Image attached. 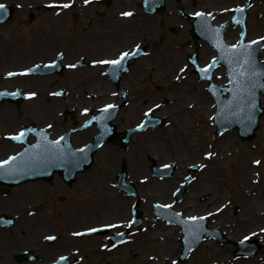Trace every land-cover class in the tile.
<instances>
[{"label":"flooded vegetation","instance_id":"af4514ba","mask_svg":"<svg viewBox=\"0 0 264 264\" xmlns=\"http://www.w3.org/2000/svg\"><path fill=\"white\" fill-rule=\"evenodd\" d=\"M180 7L193 17L180 16ZM212 9L206 0H170L166 11L156 15L140 14L124 33H115L111 38L101 37L97 44L68 48L65 60L69 65H77L68 69L69 78L83 82L82 95L76 96L80 105L70 106L69 116L59 117L58 107L53 106L44 112L38 98L37 118L46 120L47 126L51 125L49 130L54 138L70 127L92 121L89 126L72 133V143L76 148L92 141L99 129L98 121L105 134L114 132L121 142L126 139L124 131L143 124L149 115L156 112L168 118V130L188 128L191 125L186 120L188 107L196 102L198 96L194 83L202 81L194 73L180 71L187 66L192 69L188 56L195 51L201 64L208 63L214 56L215 51L210 44L203 39L194 40L190 32L194 13H211ZM226 35L234 37V32L227 31ZM136 45L140 46L139 50L143 49L141 54L128 62L125 59L119 68L93 63L116 59L120 52L135 51ZM173 53L177 54L176 58L172 57ZM127 63L128 69L123 73ZM217 73L218 70L214 77ZM204 88L209 94L206 85ZM109 104L116 107L102 111ZM84 109L89 111L85 113ZM98 115L103 118L96 122L92 118ZM152 130L148 127L145 134L148 136ZM140 157L136 133L127 146L111 141L100 147L92 166L79 172L71 184L56 173L50 182H28L0 195V215L19 216L15 227L0 228V264H123V248L130 243L135 231H131L125 242L121 237L112 236L122 231L123 224L132 222L136 198L122 191L120 178L126 172L128 181L136 185L140 176L151 174L155 178L152 169H140ZM207 171L199 170L197 173L205 174ZM203 178V175L195 177L197 187L201 182L211 184L207 185L210 189L217 187L213 171L211 176ZM95 196L98 198L94 199ZM209 198L207 195L204 200ZM118 200H125L129 210L127 214H117L116 204L111 207V202ZM152 215L156 217L154 212ZM109 223L119 227L108 228L107 234L93 237L73 235L79 225L102 227ZM49 236L56 239H46ZM61 256L68 259L61 261Z\"/></svg>","mask_w":264,"mask_h":264},{"label":"rangeland","instance_id":"374dc122","mask_svg":"<svg viewBox=\"0 0 264 264\" xmlns=\"http://www.w3.org/2000/svg\"><path fill=\"white\" fill-rule=\"evenodd\" d=\"M207 1L211 4L212 8H219V10H221L219 15L222 16L231 12L233 7L243 2V0ZM211 1H215L216 4ZM252 1L254 5L249 11L250 37H264V0ZM139 2L140 0H112L110 4L103 5L98 0H90L89 3L84 5L83 9L82 7L80 8L78 3H75L73 6L69 7L66 12L64 10L63 30L51 34L48 32L50 27L46 19L50 13L58 16L59 10H57V8L51 11L40 3H29L27 0H0V3L14 5L16 7L13 19L8 23L0 24V39L5 40L12 38L14 40V43L11 45H5L3 42L0 43V88L5 87L14 89L19 87L23 91H35L37 84L42 80H45L42 83L46 87L50 84L51 78H48L49 81L47 82L46 78L40 79L39 76L35 75L10 79L6 78L4 75L7 71L28 67L36 62L51 59V51L54 48H81L90 43L97 44L101 37L111 38L114 32L113 28L123 27L130 22L128 19L117 20L121 18L120 16H123L121 13H123L124 10L136 9ZM100 12L103 13L102 16L98 15ZM82 13L87 15L84 21H82ZM31 15L34 16L33 20H30ZM35 36L40 39L47 38L49 43H44L45 45H42V42L33 43L32 40ZM48 50H50V53ZM261 58L264 60V51L262 52ZM221 81L226 83L224 78H222ZM63 82L67 83L66 79H63L59 85L63 84ZM35 105L36 101L34 100L24 103L23 107L25 113L28 112V119L37 120L33 110ZM190 116L194 129L190 131V133L188 132V134L193 135L195 133V135L192 138L193 145L189 146V148L194 150L200 145L204 153L207 151L208 153H214L211 156L214 163L212 169L218 171L219 182L223 183L224 186L223 192L220 190V200L216 208L227 201L230 202L225 209L222 208L220 210L223 211L219 213V216L223 214H225V216L218 220L219 226H228L229 223L233 225L235 221L242 222L244 224L243 227L235 229V234H237V236L234 235V237L231 236L230 238L236 240L240 238L238 235L243 233L251 234L261 240L263 249L255 257L235 259L231 243L219 244L213 240V243L208 248L200 246L195 250L186 264H264V233L262 236H259L256 232L255 235L252 233L256 231L257 228L259 229L264 225V222L254 226L247 224V220L249 222L248 210L245 209L242 214L247 216L246 222H243L239 218L240 215L237 216L232 213L230 207L237 203L242 207H244V204L247 205L248 196L245 189L249 187V182H246L243 177L244 172L240 170V165L245 157L247 160L251 157L260 160L259 165H255L254 167L256 182L254 185H257L261 193H264V115L261 118L255 138L250 141L240 140L236 130L226 131L219 137H215L209 113L204 110L201 112L197 109V106L191 109ZM201 119L203 123H199ZM23 120L24 117L18 118L15 110H12L8 103L0 104V124L4 123L5 126H8L6 130L15 128L20 122H23ZM179 133L181 136V130H179ZM154 136L155 142L153 145H150V147L147 146V154L157 155L159 158L158 161L170 162L172 161L171 159H176L179 164H186L198 159V155H196L182 160L180 157L182 152H180L171 141L173 139L170 135L167 134L165 136L163 132L159 130L155 132ZM180 136H178V138H181ZM185 136L186 133L183 134L180 139L182 146L189 141V139L186 140L183 138ZM196 139H199V142H197ZM0 149H2V152L7 153L15 150V147L5 139L0 142ZM174 186L175 183L170 185L169 190ZM161 195L163 194L158 193L156 197H152V195L146 193V199L149 201L150 199L158 198L162 201H166L170 197H162ZM188 202L190 203H187L186 208L196 207L193 201L191 202L189 200ZM229 211L232 214H229ZM257 231L259 232V230ZM148 234V231L143 230L138 237H149ZM170 236L178 237V231L174 229L170 234H164L163 237H158L157 243L153 245V250L149 249L145 254L153 252V256L160 258L157 254L160 253L158 252V248L162 245L163 249L166 251L165 253L170 257L169 261L175 259L174 256L179 249V245L178 243L174 245L171 244ZM132 249L134 250L133 245L131 250ZM177 264L181 263L177 262Z\"/></svg>","mask_w":264,"mask_h":264},{"label":"snow or ice","instance_id":"6c2138e0","mask_svg":"<svg viewBox=\"0 0 264 264\" xmlns=\"http://www.w3.org/2000/svg\"><path fill=\"white\" fill-rule=\"evenodd\" d=\"M90 0H84V3H89ZM51 6H57V5H51ZM63 8H68L71 6L70 3H63L62 5H59ZM233 11H243L242 8H236ZM6 14L5 5L0 4V17H3ZM121 15L124 16H131V12H123ZM195 16L203 18L206 14L203 12H196L194 13ZM207 15H211L208 13ZM201 28L207 32H215L216 29L211 28V26L201 24ZM243 35V33H242ZM261 39H264L262 37ZM251 44H256L257 41H251ZM215 46L219 49L221 53V59L226 60V62L229 65V72L228 75L231 77V83L234 85L230 91L232 92V99L228 102L227 107V113L229 116L234 117L238 122L250 125L253 123L256 112L258 111V98L257 93L258 90L264 89V67H261L258 65L256 59H255V49H251L249 45L243 44L238 42L237 44L232 45H224L222 42L217 41L215 43ZM140 46L136 45V50L132 52H120L118 57L116 59L111 60H100V61H93V63H101L105 65H112L114 68H119V66L122 64V62L129 56L136 55L139 52ZM225 49H227V52H225ZM62 56V54H60ZM55 61H52L50 64L45 65L44 67H54ZM195 64V61H193ZM216 65V58L213 57V60L210 64H208L204 68H198L197 70L202 74L203 77L207 79H211V70ZM70 68H75L76 64H70L68 65ZM40 65H36L35 68H39ZM35 69L34 68H25L21 73H15V72H9L7 73L8 76H14V75H28L32 73ZM184 69H181V72H183ZM179 79V77H177ZM210 91L213 92L215 95V86H210ZM0 95H21L19 91L7 93V92H0ZM27 97H35V92H29L25 94ZM53 95H61L60 92L53 93ZM116 107L115 105H105L104 109L102 111L107 112L109 109ZM156 107H160V105H156ZM89 110L84 109V112L87 113ZM152 109H149V112H151ZM224 109H221V112H223ZM147 115V113H145ZM103 117H93L92 119H102ZM91 123V121H89ZM50 128L51 125H48ZM138 127L143 128L144 124L138 125ZM27 131H35V129H21L19 132L15 134L10 135V139L16 140V141H22L27 133ZM44 143L34 145L33 148L37 149V151L29 153L27 150L23 154H17L16 156H9L5 160H0V178H4L6 176H12L15 174L21 173L25 168H33V167H39V166H51L53 164L56 165H64L66 162L73 163L74 161L72 158L75 156V153L72 152H65L63 148L60 146V141L63 140V137H60L59 140H48L45 136ZM81 152H83V149H80ZM214 153H207V155L210 157ZM19 158V159H18ZM254 163L259 164L260 161H254ZM166 167H168L166 165ZM200 167H204V165H200ZM163 207H171V205H164ZM217 211H220V209H217ZM211 215V213H209ZM204 217H196L191 216L188 217V220L190 221H201ZM131 221L128 222L127 226H131ZM197 225H193V228H195ZM102 227L105 228H115L119 227V225L116 224H104ZM98 231L97 228L94 227H88L85 232H74L73 235L75 236H83L86 233L96 232ZM261 231H264V229H261ZM117 235H123V233H117ZM255 235V233H253ZM46 239L54 240L56 237L49 236L46 237ZM249 237L245 236L243 240L240 241L241 244L244 243L245 240H248ZM61 261H65L68 258L61 256L59 258ZM175 264V262H173Z\"/></svg>","mask_w":264,"mask_h":264},{"label":"bare ground","instance_id":"6f19581e","mask_svg":"<svg viewBox=\"0 0 264 264\" xmlns=\"http://www.w3.org/2000/svg\"><path fill=\"white\" fill-rule=\"evenodd\" d=\"M29 3H40L41 5L46 6L49 10L53 11L54 7H58L59 8V15H55V14H51L48 15L47 17V24L50 27V30L48 31L49 33L53 34V33H58L61 30H63V26H64V10L65 12L67 11L66 8L60 7L59 5H62L63 3H70L71 6H73L75 3H78V5L80 6V8L82 7V9L84 8V0H27ZM215 2V1H214ZM219 3V2H218ZM51 5H57V6H51ZM70 6V7H71ZM69 8V7H68ZM87 18V15L85 13H82V21H84ZM117 20H124V18H120ZM49 40L47 38H43L40 39L38 37H34V39L32 40L33 43H40L42 42V45H45L44 43H49ZM3 42L5 45H11L14 43V40L12 38L10 39H5V40H1L0 39V43ZM172 57L176 58L177 54L173 53ZM95 84H99V82H96ZM205 98H207L204 95ZM52 106H50L51 108ZM189 143H192V140H189ZM191 155H194V153H192L191 150ZM182 159L184 160V154H182ZM254 161H257L254 157H251L249 160H247V158L245 157L244 160L242 161L241 165H240V170L243 171V177L245 178L246 182H249V187L245 189V192L248 196V201H247V205L244 204V211L245 209L248 210V219L247 216H239L241 221H245L247 224L250 225H257L260 223L264 222V193H261L259 188L257 187V185H254L255 183V176H254V167L255 165H258L256 163H254ZM139 163L143 164L146 166L149 165V162L146 161L145 156L142 154L141 155V160L139 161ZM145 168V167H144ZM145 168V169H146ZM212 174V170L208 169L207 172H205L204 177H208L211 176ZM172 182H167L164 181L162 183H157L155 186L151 185L148 189H147V193H149L150 195H152V197H156V195L158 193L163 194L161 195L162 197L164 196H168L170 194V190L168 188V185H170ZM211 184H205L204 182H201L200 184V188H205V187H209L207 186ZM156 190V191H155ZM209 190V189H207ZM98 197L95 196L94 199H97ZM188 198H191V196H189ZM171 199V198H170ZM154 200H159L157 199H150L149 200V205L154 201ZM125 200H118L116 202H111L113 203V205L111 207H113L115 204L116 206H114L115 210H118L119 212L117 214H127L129 212L127 204L124 202ZM109 203V205L111 204ZM243 211V212H244ZM238 224V226H240L239 222H236V225ZM168 230V232L174 230L173 227L168 226L166 228ZM261 229H264V225H262L259 229L257 228V230H259V232H264L261 231ZM157 235L158 234H154V233H149L148 236L150 237L151 241L150 244L151 245H155L157 243ZM170 238V243L171 244H175L177 241V237H169ZM213 242L211 240H207L203 243V246L205 248H208ZM140 245L142 248H147L144 246V242L141 241ZM128 251V250H127ZM125 251H123L124 253ZM178 253V252H177ZM130 264H147L146 263V258L144 254H141L140 256H138L134 261H131Z\"/></svg>","mask_w":264,"mask_h":264},{"label":"water","instance_id":"95a60500","mask_svg":"<svg viewBox=\"0 0 264 264\" xmlns=\"http://www.w3.org/2000/svg\"><path fill=\"white\" fill-rule=\"evenodd\" d=\"M108 1H110V0H108ZM159 2L161 4H163V0H159ZM9 18H10V15H8L7 12H6V14L0 20H7ZM233 87H234V85L232 84V88ZM226 90L227 89H225V91ZM262 90L264 91V89H262ZM262 90H258V93H257L258 111L256 112V116H255V119H254L253 123L250 124V125L242 124V123L238 122L234 117H231V116L228 115L226 106L228 105V102L232 99V92H231V99L229 101H223V102L220 103V110H219V113H218V123H219V126H220V130H222L223 128H227V127L228 128H233L234 126H237L239 128L238 132H239V134L241 135L242 138H246V137L250 138V137H252L254 135L255 129L258 126L257 124H258L259 116L264 112V109L260 108V91H262ZM9 96H11V95H9ZM8 98H10V97H8ZM221 109H224V111L221 112ZM48 176L50 177V174L39 173V172H35V173L31 172V173H26V174H23V175L20 173V174H18L16 176V178H18V179L16 181H12V182L18 183V182H22V181L27 180V179L47 178Z\"/></svg>","mask_w":264,"mask_h":264}]
</instances>
